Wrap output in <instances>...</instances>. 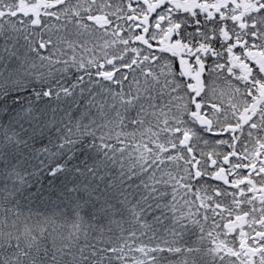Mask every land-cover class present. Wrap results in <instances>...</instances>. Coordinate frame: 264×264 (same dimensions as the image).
I'll return each mask as SVG.
<instances>
[{"label": "snow or ice", "instance_id": "obj_1", "mask_svg": "<svg viewBox=\"0 0 264 264\" xmlns=\"http://www.w3.org/2000/svg\"><path fill=\"white\" fill-rule=\"evenodd\" d=\"M0 264H264V0H0Z\"/></svg>", "mask_w": 264, "mask_h": 264}, {"label": "trees", "instance_id": "obj_2", "mask_svg": "<svg viewBox=\"0 0 264 264\" xmlns=\"http://www.w3.org/2000/svg\"><path fill=\"white\" fill-rule=\"evenodd\" d=\"M57 239H59V236H57Z\"/></svg>", "mask_w": 264, "mask_h": 264}]
</instances>
